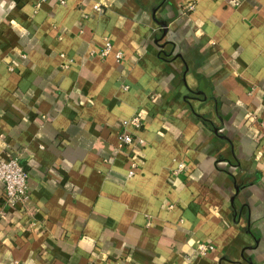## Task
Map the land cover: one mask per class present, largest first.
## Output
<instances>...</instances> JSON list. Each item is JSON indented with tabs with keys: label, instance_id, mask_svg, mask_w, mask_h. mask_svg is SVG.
Listing matches in <instances>:
<instances>
[{
	"label": "crops",
	"instance_id": "0c3cea01",
	"mask_svg": "<svg viewBox=\"0 0 264 264\" xmlns=\"http://www.w3.org/2000/svg\"><path fill=\"white\" fill-rule=\"evenodd\" d=\"M262 120L264 0H0V264H264Z\"/></svg>",
	"mask_w": 264,
	"mask_h": 264
},
{
	"label": "built area",
	"instance_id": "2783aa9c",
	"mask_svg": "<svg viewBox=\"0 0 264 264\" xmlns=\"http://www.w3.org/2000/svg\"><path fill=\"white\" fill-rule=\"evenodd\" d=\"M94 8L102 13L103 8L96 4ZM111 43L107 42L106 47L102 51V55L108 54L111 51ZM121 58V54L118 55ZM132 126L139 129L142 126V120L138 115L129 119L123 120L122 129L119 133L120 140L127 146L135 143L133 134L127 130V127ZM261 127L264 129V120L261 121ZM137 161L132 160L129 176L135 174L137 169ZM186 165L180 163L175 173L183 171ZM0 183L4 185L5 189V203L9 206L15 207L17 205L24 206L29 200V173L20 161L18 155H11L0 160ZM214 249V245L210 243H200L197 251L200 254H206Z\"/></svg>",
	"mask_w": 264,
	"mask_h": 264
}]
</instances>
